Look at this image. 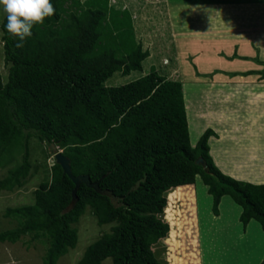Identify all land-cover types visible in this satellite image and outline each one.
<instances>
[{"label": "trees", "instance_id": "1", "mask_svg": "<svg viewBox=\"0 0 264 264\" xmlns=\"http://www.w3.org/2000/svg\"><path fill=\"white\" fill-rule=\"evenodd\" d=\"M51 3L55 14L34 25L23 47L6 30L7 14L1 22L8 72L4 82L0 69V168L13 164L0 178V191L27 182L31 137L62 148L72 174L88 175L100 191L81 182L74 206L66 210L75 184L54 161L50 180L42 179L32 204L5 209L17 225L0 231V241L16 242L29 233L46 244L41 264H57L75 247L77 230L71 224L89 206L98 224H116L90 243L76 264H102L106 258L112 264H163L152 246L171 230L157 216L168 204L164 192L193 184L197 176L212 196L214 215L228 195L241 207L243 230L254 219L264 232V182L237 179L216 165L209 152L210 136L218 137L212 128L191 145L180 80L152 66L137 79L105 85L116 71L141 70L149 56L135 38L129 10H115L109 0ZM189 8L173 11L181 41L194 31L195 40L205 45L209 37L227 42L221 48L228 55L236 42L243 54L254 41L264 60V6ZM199 158L203 162L197 163Z\"/></svg>", "mask_w": 264, "mask_h": 264}, {"label": "rangeland", "instance_id": "2", "mask_svg": "<svg viewBox=\"0 0 264 264\" xmlns=\"http://www.w3.org/2000/svg\"><path fill=\"white\" fill-rule=\"evenodd\" d=\"M109 4L115 10H129L135 38L141 42L142 49L149 51V56L142 61L141 70H132L128 74L116 71L105 80V85L116 86L137 79L150 72L152 66L168 79L183 80L191 145H194L203 127L208 128L211 124L219 128L221 134L216 138H209V152L213 148L215 159L222 171L224 173L231 171L232 176L237 179L250 180L254 183L264 182V60L261 58V46L251 41L249 45L253 49L252 53L240 55L239 43L236 42L233 53L227 55L221 48L222 45L226 46L227 42L209 37L210 40L207 39L208 43L205 45L204 41L195 40L194 31L188 33L189 37L185 34L186 39L181 41L178 35H175L177 29L173 17V11L180 13L188 7H192L189 9L195 11L212 7L221 9L250 5L264 6V0H109ZM5 14L3 6L0 5V69L4 82L7 80L8 64L4 60L1 22ZM217 18L220 19L221 16L217 15ZM208 21L209 19H206L204 22ZM184 27L182 23V28ZM197 33L200 35L201 31ZM203 35L209 36L210 33L205 32ZM194 41H197L198 47L190 46V44L195 45ZM189 47L194 50V63L191 53L187 50ZM228 47H231V44ZM185 50L186 56L182 55L185 54ZM215 53L221 57L216 59ZM230 58L249 59L261 64L262 67L254 65L252 69L234 72L232 69L244 70L252 64L241 60L228 62ZM212 59L223 68L231 70L224 72L217 67L212 70L213 64L218 65L212 63ZM208 69L210 70L207 73L200 72ZM188 71L191 72V77L194 75L193 78L186 76ZM248 72L258 75H248L246 74ZM224 107H229L227 110L235 109V114L231 120L221 123L222 126H216L214 122L216 120L211 118L210 114H206L200 121L196 116L197 113L209 108ZM207 120L212 122L207 124ZM60 150L62 148L55 144L46 145L35 137L29 139L30 176L22 187L11 191H0V231L17 225L15 218L4 215L5 209L34 202V190L44 177L50 180V167L54 163L53 155ZM212 159L214 161L213 156ZM9 166L0 169V178ZM164 196L168 199V204L166 203L165 210L157 216L170 223L169 230L170 225L171 230L166 237L159 239L152 246L154 255L160 262L163 264L231 262L233 255L237 253L232 251L235 245L220 238L226 230H237L238 227L223 220L226 218L237 220L240 209L228 195L221 198L219 215H214L212 212V199L200 176L196 177L193 184L165 191ZM115 224V222L98 224L91 208L86 206L84 213L71 224L77 230L76 245L60 256L57 264H76L85 248L103 233L111 231ZM254 224L256 228L251 227ZM251 225L249 229L255 230L257 238L262 241L259 231L261 229L262 232L261 226L257 221L252 222ZM45 248L44 242L32 239L29 233L22 235L16 242L0 241V264H41ZM260 248L262 250V246ZM102 264H112L111 258H106Z\"/></svg>", "mask_w": 264, "mask_h": 264}, {"label": "crops", "instance_id": "3", "mask_svg": "<svg viewBox=\"0 0 264 264\" xmlns=\"http://www.w3.org/2000/svg\"><path fill=\"white\" fill-rule=\"evenodd\" d=\"M194 3V2H193ZM178 30H176V34L175 35H178ZM191 47L193 46V44L192 45H190ZM250 47H251V45H249ZM188 50V53H191V55H192V57H193V63H194V50L193 49H191L190 47L187 49ZM233 51H234V46H233V48H232V52H231V54L233 53ZM251 51H253V49H252V47H251V50L250 51H248V52H243V54H246V55H250V53H252ZM181 53V52H180ZM227 55H228V53H226ZM238 54H240L239 53V48H238ZM243 54H240V55H243ZM181 55V54H180ZM182 55H184V56H186L187 55V52H186V50H185V54L184 53H182ZM225 57V56H224ZM181 59H182V61H183V58L181 57ZM235 59V58H234ZM233 59V60H234ZM236 59H238V60H241V61H247V62H250L251 64H252V66H248L246 69H244V70H242V69H232V71H234V72H238V71H245V70H247V69H252L253 67H258V66H261L262 67V65L261 64H258V63H255L254 61H252V60H249V59H241V58H236ZM185 60V59H184ZM229 60H231V59H229ZM207 65H211V64H207ZM214 66H213V68H211L212 70H214V69H216V67H217V69H220V70H223L224 72L225 71H227V70H231V69H225V68H223V66H215V64H213ZM255 65V66H254ZM192 68V71L194 70L193 69V67H191ZM210 69H208V70H206V71H201L200 70V72L201 73H207V71H209ZM190 73L191 72H187V75L186 76H190L191 77V75H190ZM193 73V72H192ZM218 73H220L221 75H223L221 72H218ZM194 74V73H193ZM248 75H258L257 73H252V74H248ZM224 76V75H223ZM189 77V78H190ZM194 77V75L191 77V78H193ZM182 81V86H183V93H184V97H185V82L183 81V80H181ZM194 84V83H193ZM185 107H186V110H187V102L185 101ZM217 109V110H216ZM209 108V109H207V110H205V111H201V112H199V113H197L196 114V116H197V118H199V121L200 120H202V118H205V115L206 114H210V115H212V116H210L211 118H213L214 120H216V121H214L216 124V126H222L221 125V123H224V122H226V121H229V120H231L232 119V116H233V114H235L234 112H235V109H233V110H227V109H229V107L227 108V107H224L223 109L222 108ZM233 111V112H232ZM189 118H188V111H187V120H188ZM223 120H225V121H223ZM207 122V124L208 123H210V122H212V121H206ZM202 123V122H201ZM209 126L210 127H213V129H214V131L217 133V135L219 136V134H221V130L219 129V128H217V127H215V126H213V125H211V124H209ZM201 127H203V126H201ZM207 127H203L202 128V130H201V133L206 129ZM225 129V128H224ZM201 133L199 134V135H201ZM198 135V136H199ZM212 137H215V136H210V138L212 139ZM197 138L198 137H196V139H195V141H194V144L196 143V141H197ZM216 138V137H215ZM218 139V138H217ZM210 153H211V155L214 157V162L216 163V165L220 168V166L217 164V161H216V159H215V156H214V153H213V148H212V151L210 150ZM223 163L226 165V163L223 161ZM227 166V165H226ZM0 169H4V168H0ZM221 169V168H220ZM227 169H228V171H230L229 170V168L227 167ZM222 170V169H221ZM231 172V171H230ZM230 172H226V173H230ZM233 173V172H232ZM230 175H232L231 173H230ZM241 179V178H240ZM242 179H244V178H242ZM250 181V180H249ZM256 183H263V182H256ZM207 187V186H206ZM2 191V190H1ZM210 195V194H209ZM211 196V195H210ZM225 196V195H224ZM211 199H212V196H211ZM233 201V200H232ZM234 202V201H233ZM235 203V202H234ZM239 206V205H238ZM239 209H240V211H241V207L239 206ZM240 214V213H239ZM238 219H239V217H238ZM230 220V218H226L225 220H223V221H225L226 223H229V224H233L232 226H236V227H238V229L236 230H226V232L223 234V236H221V240H227V241H230V243L232 244L233 243V245H235V247L232 249V251H234V252H237V253H235L234 255H233V257H232V260H231V262H228V264H259L260 263V261L262 260V258H263V255H264V232H263V230H262V232H261V229L259 230L260 231V233H261V235H262V241L261 240H259L258 238H257V236H256V233L254 232V231H252L251 229H249V227H250V225H251V223L252 222H255V220L254 219H251L250 221H249V223L247 224V226H246V230H243V228H242V223L240 222V220ZM222 221V220H221ZM259 224V223H258ZM256 224H254V225H251V227H253V226H255ZM260 225V224H259ZM229 228H232L231 226H229ZM255 228H256V226H255ZM261 237V236H260ZM259 242V243H258ZM229 245V244H228ZM262 246V250H260L261 247ZM257 249H258V251H257ZM260 254V255H259ZM257 258H258V262L256 263V260H257ZM222 264H224V263H222Z\"/></svg>", "mask_w": 264, "mask_h": 264}, {"label": "clouds", "instance_id": "4", "mask_svg": "<svg viewBox=\"0 0 264 264\" xmlns=\"http://www.w3.org/2000/svg\"><path fill=\"white\" fill-rule=\"evenodd\" d=\"M6 15V30L18 38L17 47H23L36 24H43L45 18L55 14L51 0H0Z\"/></svg>", "mask_w": 264, "mask_h": 264}, {"label": "water", "instance_id": "5", "mask_svg": "<svg viewBox=\"0 0 264 264\" xmlns=\"http://www.w3.org/2000/svg\"><path fill=\"white\" fill-rule=\"evenodd\" d=\"M53 156H54V161L56 163L60 164V166L62 167L63 173L67 174L75 184V186L71 192L72 198H71L70 204L66 208V210H69L74 206V204L77 200L76 191H77L81 182H84L88 186L93 187L96 190L100 191L98 183L97 182H90L88 175H86V174H80V175L72 174L70 159L68 156H66L62 153V150L55 152ZM196 162L200 163V162H203V160L201 158H199ZM205 167H206V165H205Z\"/></svg>", "mask_w": 264, "mask_h": 264}, {"label": "bare ground", "instance_id": "6", "mask_svg": "<svg viewBox=\"0 0 264 264\" xmlns=\"http://www.w3.org/2000/svg\"><path fill=\"white\" fill-rule=\"evenodd\" d=\"M256 182V181H255Z\"/></svg>", "mask_w": 264, "mask_h": 264}]
</instances>
